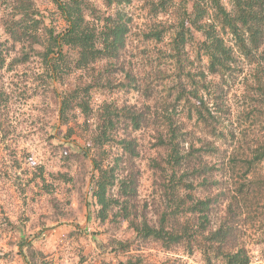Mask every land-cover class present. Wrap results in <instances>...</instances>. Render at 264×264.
I'll return each mask as SVG.
<instances>
[{
	"label": "trees",
	"instance_id": "1",
	"mask_svg": "<svg viewBox=\"0 0 264 264\" xmlns=\"http://www.w3.org/2000/svg\"><path fill=\"white\" fill-rule=\"evenodd\" d=\"M100 1L101 6L94 0H0V72H15V77L20 68L26 77L30 64L38 61L41 72L31 73L28 98L39 97L41 106L50 99L54 106L47 111L59 113L66 127L59 133L64 142L46 133L52 150L60 151L63 171L35 165L34 187L30 182L28 191L21 186L22 206L31 209L28 218L35 216L36 225L45 230L53 223L79 220L91 207L104 234L92 235L97 247L125 255L110 263L102 257L100 264H147L132 253L148 242L165 250L197 251L204 264H252L249 251L236 243L241 216L237 195L213 222L215 208L225 204L227 195L222 176L213 171L225 165L221 158L227 156L223 143L228 135L222 131L221 107L215 111L210 104L220 106L227 75L244 73L234 64L242 60L252 68L245 73V89L250 88L249 98L264 120V0H230V9L221 0H142L147 21L136 33L126 10L133 0ZM49 3L59 10L64 29L58 28ZM132 35L144 45L137 47L140 62L133 67L122 59L134 46ZM219 77L221 84L215 81ZM132 90L144 97L141 105L114 99ZM10 100L8 91L0 89V109ZM49 126L55 129L56 124ZM7 130L0 111L4 139ZM250 152L237 161L245 178L240 195L257 187L249 175L264 160V141ZM237 157L229 159L234 167ZM90 158L95 173L86 197ZM140 160L148 162L164 202L155 221L140 209ZM73 167L81 170L73 173ZM78 180L81 198L73 210ZM123 224L133 232L126 239L116 235ZM25 225L23 218L0 217V231L12 235V250L0 252V260L22 254L17 238ZM76 230L68 238L81 234ZM25 251L29 264H40L46 255L34 244Z\"/></svg>",
	"mask_w": 264,
	"mask_h": 264
},
{
	"label": "rangeland",
	"instance_id": "2",
	"mask_svg": "<svg viewBox=\"0 0 264 264\" xmlns=\"http://www.w3.org/2000/svg\"><path fill=\"white\" fill-rule=\"evenodd\" d=\"M99 2L100 0H94ZM228 8H231L230 0H221ZM40 7H42L40 5ZM49 11L54 14L56 24L59 29H64L66 23L63 21L59 10L54 3H49ZM126 10L130 13L133 22V33H136L140 27L145 26L147 21L148 8L143 4L142 0H133V3L126 6ZM151 19L153 17L151 16ZM50 21V20H49ZM134 38V46L130 48L126 54L127 59L123 56L122 59L131 66H136L140 62L138 56L139 49H143L144 45L140 44L142 38L132 35ZM137 44H140L137 45ZM34 59V58H33ZM243 63V65H242ZM239 67L244 68V73L236 74L237 76L227 75L226 85L223 95L218 99L217 105L214 103L211 106L213 110L222 109L219 112L222 118V131L228 135V140L223 143V148L227 150V156L221 158L225 165H219L221 168L219 172L214 170V174L222 176L223 188L225 190L226 199L225 204L221 207L215 208L213 212V222H217L224 213L226 205L230 202L233 195H237L240 200V208L238 212L241 216L237 223L239 246L245 247L252 259V264H264V160L256 165L255 171L249 175L252 184H256V188H251L246 192L239 193V187L245 178L240 170V163L237 162L239 157L246 158L251 155L250 148L256 147L260 141H264V120L260 111H256L255 104L249 98V89H245V83L248 79L245 78V73L252 69L245 61L239 60ZM32 72H41L40 63L37 61L30 64ZM16 70L21 74L15 76V72L5 74L6 70L0 72V89L8 91L9 97L12 99L8 103L7 108L0 109L1 118L3 121V129L7 127V136L4 139V131L0 132V217H9L11 220L17 222L18 219L23 218L26 222L25 226L20 227V234L18 240L20 242L18 250L21 251L20 256H15L14 259L9 257L1 258L0 264H29L25 249L34 244L37 248L42 249L46 255L40 260V264H100V258L104 257L106 262H115L118 259L125 258V255H118L114 253H105L97 247L93 241V234L97 233L100 237L104 234L99 232L100 226L91 217V207L87 206L84 212L80 213L79 220L71 218L63 222H57L50 225L49 228L41 230L36 225V217H30L31 209L22 206L23 196L20 193L22 187L29 189L34 187L35 182H31L35 174L33 168L35 165H41L45 169L52 168V171H63L61 167L60 151L59 149L52 150L47 139L49 134L47 131L53 132L56 136V141L64 142L66 139L59 135L64 132L66 127L61 125L60 114L47 111L49 106L54 104L49 99V102L43 106L40 98L34 96L29 99L31 92V78L32 72H27L26 77L21 72L20 68ZM25 79L27 82H25ZM222 77L215 81L222 82ZM28 83V87H24ZM9 85V86H8ZM58 88V84H56ZM117 98H114L120 104H138L144 101V97L137 90L130 92L117 93ZM112 99V98H111ZM215 101V99L213 100ZM61 102V101H60ZM61 107V103H60ZM178 117L183 115L178 112ZM79 121H83L80 119ZM72 122V121H71ZM55 123V129L50 128L49 124ZM92 120L89 122V125ZM190 127V126H189ZM146 137L147 133L144 132ZM141 134V133H139ZM230 134V135H229ZM70 140H67L69 142ZM70 144V143H69ZM73 148L79 150L77 144ZM71 145V146H72ZM70 147V146H69ZM62 152V151H61ZM237 153L235 167L234 163L229 162L231 156ZM90 173L85 188L86 197L90 191L89 180H92L95 170L90 158ZM215 164H219L220 159L213 160ZM138 165L141 170V183L139 191L140 209H146L149 218L157 219L158 213L163 209L164 202L160 192L154 187L152 181V172L148 168L146 160H140ZM224 167V170H222ZM81 170L80 167H73L72 172L77 173ZM219 173V174H218ZM77 190H73L72 209H77L80 200V182L77 181ZM74 189V188H73ZM43 202V200H41ZM40 202V203H41ZM39 203V204H40ZM222 209V210H221ZM32 214V213H31ZM90 216V217H89ZM81 229V234H74L68 238L71 230ZM77 231V230H76ZM133 232L126 230V224L116 230V235L121 239H126L132 236ZM12 235L0 231V252H9L12 250L10 240ZM132 254H137L142 257L147 264H204L202 255L194 251L189 253L181 247H173L170 250H165L160 245L153 242L143 243L133 251ZM85 259V261H81Z\"/></svg>",
	"mask_w": 264,
	"mask_h": 264
}]
</instances>
